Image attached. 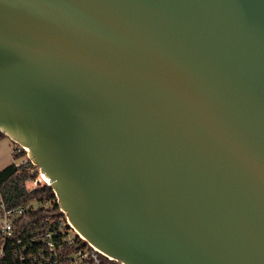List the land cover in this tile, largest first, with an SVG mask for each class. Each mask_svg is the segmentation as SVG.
<instances>
[{"label": "water", "instance_id": "95a60500", "mask_svg": "<svg viewBox=\"0 0 264 264\" xmlns=\"http://www.w3.org/2000/svg\"><path fill=\"white\" fill-rule=\"evenodd\" d=\"M0 132L122 264H264V0H0Z\"/></svg>", "mask_w": 264, "mask_h": 264}, {"label": "built area", "instance_id": "2783aa9c", "mask_svg": "<svg viewBox=\"0 0 264 264\" xmlns=\"http://www.w3.org/2000/svg\"><path fill=\"white\" fill-rule=\"evenodd\" d=\"M28 152L27 147L11 141L9 163L17 167L22 187L30 191L42 184L48 185V179L32 162ZM54 196L57 203L55 193ZM37 210H41L43 216L23 227L16 224L19 217ZM0 234V257L3 245L11 240L13 255L17 259L31 260L37 264H101L102 260L113 259L85 241L60 207L55 209L52 200L43 198V195L11 206L6 205L0 196Z\"/></svg>", "mask_w": 264, "mask_h": 264}, {"label": "trees", "instance_id": "16d2710c", "mask_svg": "<svg viewBox=\"0 0 264 264\" xmlns=\"http://www.w3.org/2000/svg\"><path fill=\"white\" fill-rule=\"evenodd\" d=\"M6 137L0 132V138ZM47 200H52L53 207H58L52 188L46 184L34 188L32 190H26L20 183V177L17 176V167L14 164L8 163L6 166L0 169V196L6 205H18L29 199L42 196ZM43 216L41 210H37L33 213H29L19 217L16 224L23 227L25 224L33 221L36 218ZM1 238V234H0ZM13 241L7 240L3 245V253L0 257V264H37L31 260H19L13 255ZM52 264H64V262L52 263Z\"/></svg>", "mask_w": 264, "mask_h": 264}, {"label": "crops", "instance_id": "0c3cea01", "mask_svg": "<svg viewBox=\"0 0 264 264\" xmlns=\"http://www.w3.org/2000/svg\"><path fill=\"white\" fill-rule=\"evenodd\" d=\"M1 148L2 146L0 145V169L6 166L10 162L9 152L11 148V140L8 138L7 151L5 153H3V150Z\"/></svg>", "mask_w": 264, "mask_h": 264}, {"label": "rangeland", "instance_id": "374dc122", "mask_svg": "<svg viewBox=\"0 0 264 264\" xmlns=\"http://www.w3.org/2000/svg\"><path fill=\"white\" fill-rule=\"evenodd\" d=\"M7 141H8V137H2V138H0V145L2 146L1 149L3 150V153H5L7 151Z\"/></svg>", "mask_w": 264, "mask_h": 264}, {"label": "flooded vegetation", "instance_id": "af4514ba", "mask_svg": "<svg viewBox=\"0 0 264 264\" xmlns=\"http://www.w3.org/2000/svg\"><path fill=\"white\" fill-rule=\"evenodd\" d=\"M102 264H122L120 261H117L115 259L112 260H103L101 261Z\"/></svg>", "mask_w": 264, "mask_h": 264}]
</instances>
